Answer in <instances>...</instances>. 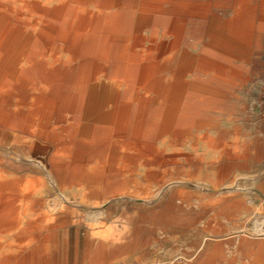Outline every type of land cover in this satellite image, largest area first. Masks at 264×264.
<instances>
[{
  "label": "bare ground",
  "instance_id": "6f19581e",
  "mask_svg": "<svg viewBox=\"0 0 264 264\" xmlns=\"http://www.w3.org/2000/svg\"><path fill=\"white\" fill-rule=\"evenodd\" d=\"M263 50L264 0H0V147L35 162L0 154V229L65 220L72 199L96 209L153 188L165 198L125 211L120 230H86L84 264L128 253L152 229H182L214 203L196 208L180 184L221 178L243 146L239 132L223 141L220 122ZM22 242L16 264H57L71 248ZM209 249L194 264H213ZM247 255L264 264L263 249Z\"/></svg>",
  "mask_w": 264,
  "mask_h": 264
},
{
  "label": "rangeland",
  "instance_id": "374dc122",
  "mask_svg": "<svg viewBox=\"0 0 264 264\" xmlns=\"http://www.w3.org/2000/svg\"><path fill=\"white\" fill-rule=\"evenodd\" d=\"M232 103L234 113L222 117L220 131L225 142L231 141L236 132L240 133L243 146L237 157L227 163L221 178L196 172L180 184L196 208L204 203L214 204L178 231L160 228L148 231L145 239L131 251L101 264H194L197 254L207 244L209 252L215 255L213 264H249L247 251L264 250V50L255 55L249 79L235 90ZM0 154L35 168L31 157L10 148L0 147ZM216 158L217 154L211 152L205 160L210 162ZM44 175L52 184L51 178ZM49 195L50 199L57 198L54 189ZM165 196V192L153 188L148 197H113L96 209L83 208L72 199L71 216L65 220H37L35 230L31 231L15 232L7 222L10 231L7 233L3 224L0 229L2 260L9 255L11 264H16L18 253L25 252L20 247L22 238L35 235L49 248L52 246V250L55 242L64 241L71 247L57 264H84V235L91 225L97 223L118 231L125 211L150 209ZM222 196L227 197V204L220 208L215 203ZM8 235L15 236L12 247L6 246ZM72 246H77V251ZM46 264H52V260Z\"/></svg>",
  "mask_w": 264,
  "mask_h": 264
}]
</instances>
